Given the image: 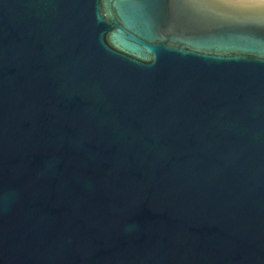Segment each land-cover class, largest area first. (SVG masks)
<instances>
[{
	"label": "water",
	"instance_id": "1",
	"mask_svg": "<svg viewBox=\"0 0 264 264\" xmlns=\"http://www.w3.org/2000/svg\"><path fill=\"white\" fill-rule=\"evenodd\" d=\"M0 264H264V0H0Z\"/></svg>",
	"mask_w": 264,
	"mask_h": 264
}]
</instances>
